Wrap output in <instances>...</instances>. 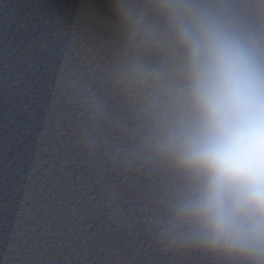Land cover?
Instances as JSON below:
<instances>
[{
    "label": "clouds",
    "instance_id": "obj_1",
    "mask_svg": "<svg viewBox=\"0 0 264 264\" xmlns=\"http://www.w3.org/2000/svg\"><path fill=\"white\" fill-rule=\"evenodd\" d=\"M138 53L119 82L144 94L151 159L180 178L160 222L169 247L264 264V36L204 0H115Z\"/></svg>",
    "mask_w": 264,
    "mask_h": 264
}]
</instances>
